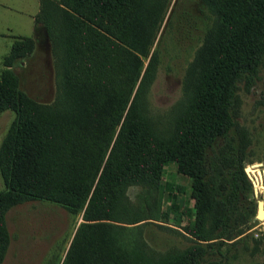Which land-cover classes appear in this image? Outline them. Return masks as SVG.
I'll use <instances>...</instances> for the list:
<instances>
[{
    "label": "trees",
    "instance_id": "1",
    "mask_svg": "<svg viewBox=\"0 0 264 264\" xmlns=\"http://www.w3.org/2000/svg\"><path fill=\"white\" fill-rule=\"evenodd\" d=\"M200 1L207 21L183 94L157 115L148 99L159 61L152 46L171 0H40L56 95L43 103L19 88L11 65L35 38L14 39L0 74V113L16 111L0 144V264L10 241L6 213L27 200L81 215L61 264L221 263L209 255L248 215L240 212L249 180L238 90L255 83L264 60V0ZM220 139L215 188L206 153ZM168 161L191 181L183 232L191 243L158 249L144 231L160 208ZM131 186L145 190L144 202L131 200Z\"/></svg>",
    "mask_w": 264,
    "mask_h": 264
},
{
    "label": "rangeland",
    "instance_id": "2",
    "mask_svg": "<svg viewBox=\"0 0 264 264\" xmlns=\"http://www.w3.org/2000/svg\"><path fill=\"white\" fill-rule=\"evenodd\" d=\"M35 7L37 9L38 5L34 4ZM7 12L0 9V13ZM4 18H0L1 29L5 27ZM22 19L25 21L24 16ZM206 21L200 0H171L152 46L159 51L155 77L148 91L154 114H165L182 96L185 69L201 42ZM24 27L14 25L12 32L4 31L6 34L0 35V74L5 67L4 56L13 42L12 35L24 33ZM38 33L33 50L14 60L11 68L18 76L20 89L36 101L50 103L56 95V67L42 24L38 26ZM148 58L144 60L145 65ZM238 93L241 97L239 121L246 129L245 167H250L249 173L245 171L249 181L242 191L245 199L240 204V212L248 215L233 224L231 233L236 236L223 243L220 252L213 251L209 258L220 260V264H264V218L256 216L257 201L263 199L264 194V60L255 83L249 89L241 85ZM15 116L13 109L0 113V144ZM223 143L220 139L206 153L207 172L213 176L215 188L221 181L217 170L221 166L218 147ZM255 174L262 177L258 180ZM162 182L165 188L160 208L153 222L146 226L144 237L158 249L186 247L191 243L183 233L191 222L188 211L193 204L191 181L179 173L177 162L168 161L162 169ZM169 184L173 185L172 189ZM0 190H6L1 171ZM128 194L134 202H144L148 196L139 186L129 187ZM6 221L10 241L1 264H61L82 218L56 203L27 200L10 207Z\"/></svg>",
    "mask_w": 264,
    "mask_h": 264
},
{
    "label": "crops",
    "instance_id": "3",
    "mask_svg": "<svg viewBox=\"0 0 264 264\" xmlns=\"http://www.w3.org/2000/svg\"><path fill=\"white\" fill-rule=\"evenodd\" d=\"M34 4L36 6L38 5L37 9L36 7L34 8ZM0 9L8 11L7 13L12 16L11 18L7 16V13H0V18L5 16V27L4 29L0 28V35L6 34L4 31L12 32L14 25H17L19 28L25 26L24 29H22L24 30V33L12 35L13 40L20 37H33L37 42L38 36L40 35L38 33L39 25L37 21V15L40 9V0H0ZM22 16L25 17V21L22 19Z\"/></svg>",
    "mask_w": 264,
    "mask_h": 264
},
{
    "label": "water",
    "instance_id": "4",
    "mask_svg": "<svg viewBox=\"0 0 264 264\" xmlns=\"http://www.w3.org/2000/svg\"><path fill=\"white\" fill-rule=\"evenodd\" d=\"M42 24V22H38V25H41ZM245 171L247 172V173H249V171H250V167H245ZM262 174H263V177H264V170L262 171ZM257 218H264V194H263V199H258V201H257ZM262 213V216H260V214L259 213Z\"/></svg>",
    "mask_w": 264,
    "mask_h": 264
},
{
    "label": "bare ground",
    "instance_id": "5",
    "mask_svg": "<svg viewBox=\"0 0 264 264\" xmlns=\"http://www.w3.org/2000/svg\"><path fill=\"white\" fill-rule=\"evenodd\" d=\"M255 176H256V179H258V180H259V177L260 178L262 177L261 174H258V175L255 174ZM259 214H260V216H262V213L261 212Z\"/></svg>",
    "mask_w": 264,
    "mask_h": 264
},
{
    "label": "built area",
    "instance_id": "6",
    "mask_svg": "<svg viewBox=\"0 0 264 264\" xmlns=\"http://www.w3.org/2000/svg\"><path fill=\"white\" fill-rule=\"evenodd\" d=\"M263 229H264V220H263Z\"/></svg>",
    "mask_w": 264,
    "mask_h": 264
}]
</instances>
